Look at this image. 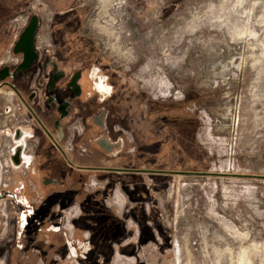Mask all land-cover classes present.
<instances>
[{
	"label": "rangeland",
	"instance_id": "rangeland-1",
	"mask_svg": "<svg viewBox=\"0 0 264 264\" xmlns=\"http://www.w3.org/2000/svg\"><path fill=\"white\" fill-rule=\"evenodd\" d=\"M13 2L0 0V23L7 22L11 36L0 30V65L11 63L14 35L30 15H40L38 46L53 53L51 15L69 18L75 12L80 14L78 34L91 45L92 62L119 72L138 92L137 109L127 119L131 132H121L139 145L132 159L137 164L127 169L144 163L141 170L169 174L148 175L153 181H139L146 175L137 174L136 191L128 192L135 195L145 184L152 188L157 200L146 208L162 215L170 264H264V179L257 178L264 177V0H66V6L61 0L54 9L33 0L18 10ZM38 69L29 72L31 89L44 74ZM8 90L0 89V102L17 110L0 112V131L29 122ZM117 117L115 112L113 123ZM74 120L69 133L81 128ZM42 134L38 131V138L47 140ZM27 143L30 154L34 141ZM63 145L68 149L65 139ZM9 177L4 185L16 188L18 181ZM24 183L45 194L52 188H41V181ZM96 184L90 181L88 189ZM125 201L132 210L140 206ZM67 207L64 214L72 217L64 230L70 240L68 224L78 212L74 205ZM12 226L6 202H1L0 264H35L42 258L38 249L5 244Z\"/></svg>",
	"mask_w": 264,
	"mask_h": 264
},
{
	"label": "flooded vegetation",
	"instance_id": "flooded-vegetation-1",
	"mask_svg": "<svg viewBox=\"0 0 264 264\" xmlns=\"http://www.w3.org/2000/svg\"><path fill=\"white\" fill-rule=\"evenodd\" d=\"M29 1L14 0L12 7L17 10L21 7L24 8L27 3L33 2V0ZM60 1L44 0V2L49 4L51 9L57 8ZM62 3L66 6L69 2L63 0ZM70 3L72 4L73 2ZM72 7L70 12L73 11ZM64 14L60 12L57 15L64 16ZM32 15L23 24L21 23L20 30L14 35L13 43L17 40L18 35L27 25ZM36 15L38 16L39 25L34 40L36 60L32 68H39V74L40 70L44 73H41L43 79L41 78L42 76L37 78L38 83L36 82L37 84L32 88L34 94L32 93L31 100L30 102L27 101V104L22 101L15 91L8 90L11 91V96H14L21 104L18 111L22 107L25 108L29 122L26 125L23 124L22 120L20 123L12 127H6L0 131V152L4 147L3 154H0L1 171L8 169L11 172L8 175L10 176L9 180L18 181L16 188L9 189L10 187H7L1 190L5 192L10 191L16 195V201L12 199L1 201L6 202L13 224L12 242L7 246L16 247L19 250L25 246V240L21 237L19 238V233H21V228L24 224H27L23 232L33 234L34 241L30 246L33 245L38 249L40 255H42V258H38V262L35 264H114L115 262L117 264H170L168 248L164 246V240L168 233L165 231L162 215L156 209H152L153 211H146L144 209V206L146 207V204L152 202V200L156 202L148 191L143 190V192H137L135 195L128 194V202H139L140 206L137 207L135 205V210H132L133 207L129 206L128 215L127 217L125 215V217L129 218L131 222L130 230L123 234H116L115 244H117V247L112 252L109 250L98 251L90 247L88 241L84 243L69 242L67 240V233L64 230L67 221L64 213L67 207L60 205L55 210L47 202V200L52 201L51 196L44 192L41 193L40 189H36V187L32 189L27 183H24V181H41V188L61 186L60 181L55 178L52 171L55 169L53 166L60 164L62 174H64L65 162L61 163L59 155L61 154L66 160V150H64L63 142L65 133L68 130L67 127L74 123V119H77V122L81 125V128L78 130L85 137L87 145L93 150V152L86 153V157L92 161L91 163L99 164L103 160L102 164L111 163L112 165H120V169L117 170L124 171V167L127 168V165L136 166L137 163L132 159H137L136 156L139 152V145L136 139L131 137L132 139L129 142L125 135L121 133L125 131L131 132L129 122L132 116L131 113L137 109L135 98L138 96V92L131 88L126 78L119 72L109 69L102 63L97 62L95 64L92 62L91 55L93 53L90 48L91 45L86 39H82L77 31L80 14L75 12L73 14L72 12L70 16L68 15L69 18L57 19L51 15L49 41L51 43L50 47L55 49L53 53L44 51L38 46V33L41 24L40 15L38 13ZM2 29L5 34L9 32L10 29L7 22L0 23V30L2 31ZM63 31L65 32L64 35L62 34ZM68 31H74V33L67 34ZM8 35L11 37L9 33ZM3 43V38L0 35V54L3 51ZM11 58L10 65H17L21 61V57L18 55L13 56L11 54ZM27 74L30 79L29 71ZM52 75L57 77L55 81V98L57 102L67 103V115L58 124L61 129V136L60 141L57 143L52 142L50 137L56 140L57 133L54 129V123L59 120V114L55 111L53 105L46 108L43 106L39 109L36 107V103H34L35 101H39L40 95L38 94L41 90V84L44 83L45 78H50ZM18 79L21 80L22 76L17 75ZM6 81L10 82L9 79H6ZM15 88L25 99H28L31 95L30 93L24 95L19 86H15ZM2 92L0 91V94H3ZM37 96L38 99H36ZM11 106H2L0 102V112L3 111V113L8 114L11 110H17L12 109L13 104ZM30 110H32L36 117H33L29 113ZM115 112L117 116L119 115L116 120L118 123L112 122ZM127 119H129V122ZM19 127L26 128L23 133L20 132L25 142H23L24 149L18 158L16 157L15 159L16 148L14 147V138L18 136V133H15V129ZM38 131L43 132V136H47L48 142L44 137V140L39 139L38 141L36 139ZM116 131H118V134L114 133ZM29 137L31 138L27 139ZM29 141H34L32 149H35L36 152L28 153L29 145L27 142ZM125 153L134 155H132V158H129L124 155ZM94 154L100 158L99 163L93 162L95 159ZM119 156H124V159H121ZM119 161H125L126 164L122 165ZM93 168H98V166H93ZM132 170L138 171L135 168ZM142 172L153 171L145 170ZM44 173L46 175H43ZM163 173L169 174L168 172ZM8 176H4L0 172V181L8 179ZM44 181H57V183L44 184ZM22 215H25L23 220H21ZM71 217L72 215L68 216V218ZM68 225L69 228H73L72 224L69 223ZM46 233H48L49 237L43 239V235ZM59 236L63 237L62 242L58 240ZM42 250L45 251L43 252Z\"/></svg>",
	"mask_w": 264,
	"mask_h": 264
},
{
	"label": "crops",
	"instance_id": "crops-1",
	"mask_svg": "<svg viewBox=\"0 0 264 264\" xmlns=\"http://www.w3.org/2000/svg\"><path fill=\"white\" fill-rule=\"evenodd\" d=\"M84 138L82 133H79L77 130L65 133L64 139L68 143V149L64 148V150H66V160L61 154L59 155L61 163L65 162V171L64 174H62V171L56 172L55 169L52 171L55 178L60 181L61 186L49 189L47 194L51 196L52 201L47 200V202L52 208H55V210H57V207L60 205H65V207L74 205L76 207L78 212L77 217H74L69 222L73 226V235L71 234L72 239L69 240L68 238L69 242L84 243L88 241L90 247L98 251L109 250L114 252L117 247V244H115L116 234H123L130 230L131 222L129 218H126L130 208L125 205V203H127L125 200H127L128 194H131L128 191L135 189V184L133 182L137 180V174L146 175L144 177H139V181H153L152 178H148L147 176H153L152 173H167L153 170H149L153 172H142L144 170L141 169L146 168L145 166L143 167V165H145L144 163L140 164V168H135L138 171L127 170L125 167L124 171L117 170L120 169V165H112L111 163L102 164L101 162L103 160L100 162V158L96 154L93 155L95 158L93 162L100 163H91L92 161L86 157V153L90 151L93 152V150L87 145ZM36 139L39 141L38 136ZM31 152L34 153L36 151L32 149ZM54 153H56V151H54ZM122 158L124 159V157H121V159ZM122 163L126 164L125 161L120 162V164ZM92 164H94L93 166H98V168H93ZM59 165L60 164H58V166ZM90 181H96L98 187L95 189H88ZM145 185L143 190L145 189V191H148L152 195V188L148 187L149 185L147 184ZM120 191L124 193L125 197ZM134 191H136V189ZM40 192L43 193L44 191ZM151 197L155 199V201L157 200L155 196L152 195ZM120 201H122V203ZM131 202L133 204L134 201ZM144 209L146 211L152 210V208L149 209L145 206ZM24 218L25 215H22L21 220ZM26 226L27 224H24L22 228L20 227L22 229V234L19 233V238L21 237L25 240V246L22 247V251L34 247L33 245L30 246L34 241L33 234L23 232ZM10 241L11 239H8L6 243L5 241L3 243L9 245V243L12 242Z\"/></svg>",
	"mask_w": 264,
	"mask_h": 264
},
{
	"label": "water",
	"instance_id": "water-1",
	"mask_svg": "<svg viewBox=\"0 0 264 264\" xmlns=\"http://www.w3.org/2000/svg\"><path fill=\"white\" fill-rule=\"evenodd\" d=\"M38 16L36 14H33L27 25L22 29L20 34L18 35L17 40L13 43L12 49H11V54L13 56H20L21 61L17 65H10V64H2L0 65V89L1 88H8L10 90H13L17 93V95L22 99L24 103L27 104V101L30 102L33 93V89L29 86V75L27 74L28 71L31 72L30 69H32V65L36 60V51L34 50V40H35V34L38 29ZM45 67V65H44ZM54 73V72H53ZM17 75L22 76L21 80H17ZM6 79H9L10 82H7ZM57 80V77L52 75L50 78L47 77L46 81L44 84L41 86V90L38 95L39 96V101H35L36 107L37 108H46L47 106L53 105L55 111L59 114V120H57L54 123V129L55 132L57 133L56 135V140L50 137V140L52 142H59L60 141V136H61V129L58 126L59 122L64 119L67 115L66 113V102H57L55 98V81ZM20 82V90L24 92V95L27 93H30L31 95L29 96L28 99H25V97H22L19 91L15 88L16 85L14 83ZM33 93V94H32ZM38 99V96L37 98ZM29 113L34 117L36 115L32 112V110L29 111ZM51 116V115H50ZM42 128V127H41ZM43 129V128H42ZM26 128H17L15 129V133H18V136L14 138V147L16 148V154H15V159L16 157L21 154L22 150L24 149V143L25 139L24 137L21 136V133L25 131ZM46 133V132H45ZM31 137L27 138L30 139ZM101 144V143H100ZM0 172H1V166H0ZM174 174H182V173H174ZM193 174V173H190ZM257 178H262L264 177H257ZM51 183V184H56L57 181H44V184ZM6 199H12L13 201H16V195L13 194L12 192L8 191H1L0 190V203L2 200ZM17 203V202H15Z\"/></svg>",
	"mask_w": 264,
	"mask_h": 264
},
{
	"label": "built area",
	"instance_id": "built-area-1",
	"mask_svg": "<svg viewBox=\"0 0 264 264\" xmlns=\"http://www.w3.org/2000/svg\"><path fill=\"white\" fill-rule=\"evenodd\" d=\"M1 172L4 175L6 172V169H3ZM7 173L10 174L11 172L9 170H7ZM5 188H7V187L4 185L3 181H0V190H4ZM67 220H68V217H67Z\"/></svg>",
	"mask_w": 264,
	"mask_h": 264
}]
</instances>
